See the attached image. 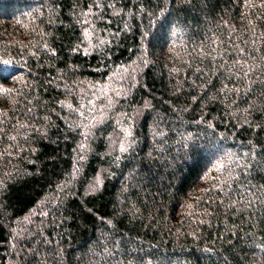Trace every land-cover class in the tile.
Listing matches in <instances>:
<instances>
[{
    "label": "trees",
    "instance_id": "trees-1",
    "mask_svg": "<svg viewBox=\"0 0 264 264\" xmlns=\"http://www.w3.org/2000/svg\"><path fill=\"white\" fill-rule=\"evenodd\" d=\"M0 264H264V0H0Z\"/></svg>",
    "mask_w": 264,
    "mask_h": 264
}]
</instances>
